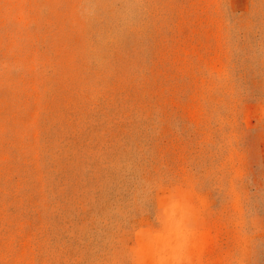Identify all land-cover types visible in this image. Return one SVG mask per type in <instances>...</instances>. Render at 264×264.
Returning <instances> with one entry per match:
<instances>
[{
	"label": "rangeland",
	"instance_id": "obj_1",
	"mask_svg": "<svg viewBox=\"0 0 264 264\" xmlns=\"http://www.w3.org/2000/svg\"><path fill=\"white\" fill-rule=\"evenodd\" d=\"M0 264H264V0H0Z\"/></svg>",
	"mask_w": 264,
	"mask_h": 264
}]
</instances>
